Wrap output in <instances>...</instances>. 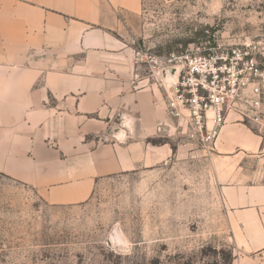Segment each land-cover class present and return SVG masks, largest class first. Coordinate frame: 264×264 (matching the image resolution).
<instances>
[{"label":"rangeland","instance_id":"374dc122","mask_svg":"<svg viewBox=\"0 0 264 264\" xmlns=\"http://www.w3.org/2000/svg\"><path fill=\"white\" fill-rule=\"evenodd\" d=\"M132 43L142 77L174 53L228 57L247 68L243 78L253 64L263 76L249 86H259L262 107L244 102L228 119L245 129L235 133L233 156L250 136L258 150L217 163L172 126L170 138L152 141L171 144L165 165L102 179L89 201L71 206L50 205L0 175V264H264V251L248 252L237 225L250 218L245 208L225 200L235 187L264 193V0H143Z\"/></svg>","mask_w":264,"mask_h":264},{"label":"crops","instance_id":"0c3cea01","mask_svg":"<svg viewBox=\"0 0 264 264\" xmlns=\"http://www.w3.org/2000/svg\"><path fill=\"white\" fill-rule=\"evenodd\" d=\"M143 0H0V175L31 187L50 205L86 203L105 178L157 169L175 154L154 144L169 123L163 86L138 72L133 39ZM228 119L215 161L236 157ZM257 145H253L252 143ZM229 189L248 252L264 251V193Z\"/></svg>","mask_w":264,"mask_h":264},{"label":"built area","instance_id":"2783aa9c","mask_svg":"<svg viewBox=\"0 0 264 264\" xmlns=\"http://www.w3.org/2000/svg\"><path fill=\"white\" fill-rule=\"evenodd\" d=\"M237 64L228 57L194 56L185 52L170 55L162 68L152 70L149 78L155 80L160 77L161 81L157 79L156 83L163 86L167 94L169 123L159 126V133L170 138L172 126L175 133L185 128L188 138L202 152L208 155L215 153L218 139L231 113L240 111L244 102L254 112L262 107L259 86H249L251 78H261L262 73L251 64L250 77L243 78L242 73L247 68L242 65L241 70ZM246 65L248 67L249 62ZM172 68L178 70V78L176 85L169 88L162 77L164 71ZM247 91L252 96L250 102V97L245 94ZM255 119L258 121L259 117L255 116Z\"/></svg>","mask_w":264,"mask_h":264},{"label":"water","instance_id":"95a60500","mask_svg":"<svg viewBox=\"0 0 264 264\" xmlns=\"http://www.w3.org/2000/svg\"><path fill=\"white\" fill-rule=\"evenodd\" d=\"M163 78H164L165 84L169 88H173L176 85V82H177L178 70L173 69V70L164 71Z\"/></svg>","mask_w":264,"mask_h":264}]
</instances>
